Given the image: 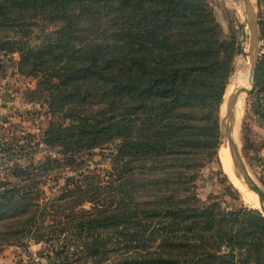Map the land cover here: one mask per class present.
I'll return each instance as SVG.
<instances>
[{"label": "trees", "instance_id": "obj_1", "mask_svg": "<svg viewBox=\"0 0 264 264\" xmlns=\"http://www.w3.org/2000/svg\"><path fill=\"white\" fill-rule=\"evenodd\" d=\"M229 33L206 0H0V51L18 54L57 115L42 140L61 155L0 181V249L30 239L90 264H264V215L194 191L217 158L219 106L241 51ZM254 81L264 107V52ZM107 144L104 183L79 172L41 197L54 170Z\"/></svg>", "mask_w": 264, "mask_h": 264}, {"label": "rangeland", "instance_id": "obj_2", "mask_svg": "<svg viewBox=\"0 0 264 264\" xmlns=\"http://www.w3.org/2000/svg\"><path fill=\"white\" fill-rule=\"evenodd\" d=\"M206 1L211 6L215 19L226 37L230 35V25L236 30L237 43L241 48L234 57V69L229 76L227 89L232 82L231 77L235 78L238 73L249 67L250 32L244 3L243 0ZM255 9L260 33L259 59L264 52L259 24L263 18L261 0H257ZM17 61V53L0 51V181L14 179L9 172L15 166L40 164L46 157L61 156L57 148L46 146L42 140L43 129L53 118L56 119L57 115H51L42 96L37 98L36 93H32L37 86L36 80L21 75L17 68ZM246 63L247 66L244 67ZM250 84L252 89L244 93L243 108L236 122V137L238 135L240 154L250 175L264 189V107L261 104L259 106L260 100L251 95L256 87L254 73ZM104 147L106 148L81 153L80 163L75 170L65 166L54 170L50 177L41 182L43 191L41 197L50 198L56 195L64 186L66 178L77 177L79 172L89 173L94 177L98 174L99 176L95 178H101L104 183L109 174L113 173L111 145L107 144ZM225 150L224 154L222 147L220 149L218 147L217 158L200 168L194 189L198 198L205 203L217 202L221 207L229 209L244 206L258 210L264 215L260 208L249 207L244 203L242 194L224 173L221 154L223 153L230 161L228 150ZM84 207L88 208L89 204L86 203ZM61 247L59 242L36 243L26 239L21 245L3 246L0 249V264H90V261L85 258L72 261L74 257L66 256L63 252L59 254ZM71 251L70 247L67 254Z\"/></svg>", "mask_w": 264, "mask_h": 264}, {"label": "water", "instance_id": "obj_3", "mask_svg": "<svg viewBox=\"0 0 264 264\" xmlns=\"http://www.w3.org/2000/svg\"><path fill=\"white\" fill-rule=\"evenodd\" d=\"M256 1V2H255ZM244 10L246 14L247 24L249 27V67H250V81L254 73V68L258 60L260 51V33L258 27V18L255 9L257 0H243ZM229 83V81H228ZM227 83V85H228ZM226 85V86H227ZM251 85V84H250ZM252 89V85L246 89L244 87H236L233 91L227 93V89L222 97L221 104L219 106V126H220V143L219 149L223 146L227 148L230 163L236 176L240 178L252 191L259 202L264 203V189L258 185V183L250 175L246 164L244 163L240 154L238 146V135L233 138L232 134L234 131V108L241 95V93H248ZM261 212L264 214V206L261 208Z\"/></svg>", "mask_w": 264, "mask_h": 264}, {"label": "bare ground", "instance_id": "obj_4", "mask_svg": "<svg viewBox=\"0 0 264 264\" xmlns=\"http://www.w3.org/2000/svg\"><path fill=\"white\" fill-rule=\"evenodd\" d=\"M246 66H247V63L245 64L244 67H246ZM230 81H232V82L230 83V85L227 88L228 89L227 93H229V91L232 88L235 89L236 87H244V88L248 89L250 86V82H251L250 81V67L247 66L246 70L238 73L235 78H234V76L231 77ZM243 99H244V93H241V95H240V97H239V99L235 105V108H234V131L232 134L233 138H236V122H237L238 118L240 117V114H241V111L243 108ZM225 149H227V148L222 146V151H224L223 152L224 154L226 153ZM223 153L221 154L222 155V164L221 165H222L223 171L227 175L228 179L232 181L234 186L242 194V198H243L244 203L246 205H248L249 207H257L258 209L261 208L262 206H264V203L259 202L256 195L247 188L246 184L244 182H242L240 180V178H238L235 175L236 172L232 168L229 159ZM248 190L252 194H250V192Z\"/></svg>", "mask_w": 264, "mask_h": 264}]
</instances>
